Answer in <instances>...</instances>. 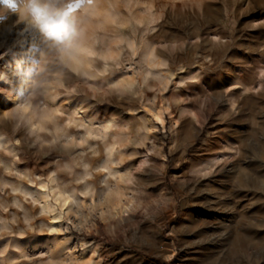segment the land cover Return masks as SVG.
<instances>
[{"label":"rangeland","instance_id":"obj_1","mask_svg":"<svg viewBox=\"0 0 264 264\" xmlns=\"http://www.w3.org/2000/svg\"><path fill=\"white\" fill-rule=\"evenodd\" d=\"M84 4L0 27V264H264V0Z\"/></svg>","mask_w":264,"mask_h":264},{"label":"clouds","instance_id":"obj_2","mask_svg":"<svg viewBox=\"0 0 264 264\" xmlns=\"http://www.w3.org/2000/svg\"><path fill=\"white\" fill-rule=\"evenodd\" d=\"M73 0H0V27L23 25L29 33H36L49 48L61 53L79 50L80 16L88 6L82 3L79 8L69 12L68 5ZM20 83L29 78L28 69H17Z\"/></svg>","mask_w":264,"mask_h":264},{"label":"bare ground","instance_id":"obj_3","mask_svg":"<svg viewBox=\"0 0 264 264\" xmlns=\"http://www.w3.org/2000/svg\"><path fill=\"white\" fill-rule=\"evenodd\" d=\"M17 30V29H16ZM18 30H21L19 32H17L15 34V37L14 39L16 41H18L21 45H24V46H27V44L30 42L31 38H33L35 36L36 33H29L26 29H18ZM13 31V30H12ZM15 32V31H14ZM13 38V37H12ZM31 59L27 57H24V58H21V60L19 61V65H20V68L22 69H31L29 70V78L24 82L22 83L23 86H20L19 87V91L22 92L25 90L24 87H26V85L29 83V80L31 79V77L33 76V69L34 68H30L32 67V64L33 62L30 61ZM22 73H16L15 74V79L16 81L20 82L19 79H18V75H21L22 76ZM160 117V116H159ZM161 118V117H160ZM161 120V119H160ZM55 219H58V216H55Z\"/></svg>","mask_w":264,"mask_h":264},{"label":"snow or ice","instance_id":"obj_4","mask_svg":"<svg viewBox=\"0 0 264 264\" xmlns=\"http://www.w3.org/2000/svg\"><path fill=\"white\" fill-rule=\"evenodd\" d=\"M84 3V0H73V3L68 5V11L72 12L79 8L81 4Z\"/></svg>","mask_w":264,"mask_h":264}]
</instances>
